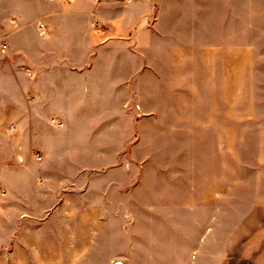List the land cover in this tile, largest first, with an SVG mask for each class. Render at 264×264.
Listing matches in <instances>:
<instances>
[{
    "label": "crops",
    "instance_id": "0c3cea01",
    "mask_svg": "<svg viewBox=\"0 0 264 264\" xmlns=\"http://www.w3.org/2000/svg\"><path fill=\"white\" fill-rule=\"evenodd\" d=\"M214 1L0 0V212L10 229L5 243L23 242L28 227L42 231L44 197L73 194L76 164L123 161L136 117L155 114L151 104L159 109L156 85L182 82L181 72L173 77L188 63L189 3L196 5V131H234V25L205 6ZM215 164L229 180L228 212L236 213L229 242L240 248L231 257L235 264H264V155L254 161V171L245 167L258 187L241 210L231 203L235 156ZM219 210L217 203L213 211Z\"/></svg>",
    "mask_w": 264,
    "mask_h": 264
},
{
    "label": "rangeland",
    "instance_id": "374dc122",
    "mask_svg": "<svg viewBox=\"0 0 264 264\" xmlns=\"http://www.w3.org/2000/svg\"><path fill=\"white\" fill-rule=\"evenodd\" d=\"M205 6L234 25V131H196V5L189 3L188 63L173 77L181 72L182 82L156 85L159 109L151 104L155 114L136 117L134 142L125 147L123 161L78 163L73 194L44 197L42 231L28 227L23 242L5 243L10 229L0 212V264H235L231 255L240 245L229 240L236 213L228 212L229 180L215 161L235 156L231 203L241 210L258 187L254 161L264 155V117L258 112L264 97V0ZM217 203L220 210L213 211Z\"/></svg>",
    "mask_w": 264,
    "mask_h": 264
},
{
    "label": "built area",
    "instance_id": "2783aa9c",
    "mask_svg": "<svg viewBox=\"0 0 264 264\" xmlns=\"http://www.w3.org/2000/svg\"><path fill=\"white\" fill-rule=\"evenodd\" d=\"M95 1H99V0H95ZM46 32H47V31H46L45 24H44V23H40V24H39V35H40V36H45V35H46ZM4 48H5V46H4ZM27 73H28L29 76L32 75V73L29 72V71H27ZM37 160H38V161H41V160H42V157H41V156H38V157H37Z\"/></svg>",
    "mask_w": 264,
    "mask_h": 264
}]
</instances>
